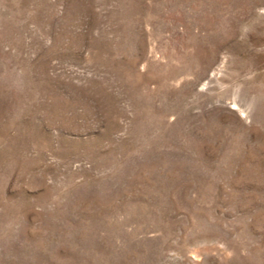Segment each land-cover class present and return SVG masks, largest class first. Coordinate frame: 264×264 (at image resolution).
<instances>
[{"label": "rangeland", "instance_id": "374dc122", "mask_svg": "<svg viewBox=\"0 0 264 264\" xmlns=\"http://www.w3.org/2000/svg\"><path fill=\"white\" fill-rule=\"evenodd\" d=\"M0 264H264V0H0Z\"/></svg>", "mask_w": 264, "mask_h": 264}]
</instances>
